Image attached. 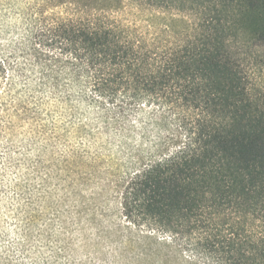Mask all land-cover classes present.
<instances>
[{
	"label": "trees",
	"instance_id": "obj_1",
	"mask_svg": "<svg viewBox=\"0 0 264 264\" xmlns=\"http://www.w3.org/2000/svg\"><path fill=\"white\" fill-rule=\"evenodd\" d=\"M24 15L0 82L40 97L1 103L0 264H264L248 70L264 0H36ZM47 106L94 149H58L69 131L47 130Z\"/></svg>",
	"mask_w": 264,
	"mask_h": 264
},
{
	"label": "rangeland",
	"instance_id": "obj_2",
	"mask_svg": "<svg viewBox=\"0 0 264 264\" xmlns=\"http://www.w3.org/2000/svg\"><path fill=\"white\" fill-rule=\"evenodd\" d=\"M36 0H0V42L2 44L10 45L13 41L19 38L24 32L25 15L24 13ZM248 70L252 74L253 82L258 93L264 94V58H253L248 61ZM9 74V73H8ZM14 88L10 89L9 81L7 78H3L0 82V108L2 102L15 103L19 101L27 100L32 96L35 97L34 101L40 97V95H32L24 80L19 77L14 78ZM11 82V81H10ZM33 101V102H34ZM42 112L43 123L47 130H51L54 125L60 126L61 131L68 130L69 134L66 138L61 140L57 146L58 149L64 150L65 148H86L90 145L88 140L82 136H78L75 133L74 127H71V118L62 108L55 106H47L39 109ZM17 120L15 122L16 133L18 135L17 141L23 140L24 142L34 138L33 128L27 118ZM36 125V124H35ZM1 133V132H0ZM33 136V137H32ZM39 142H42L39 139ZM5 137L0 134V167H2V159L4 156V143ZM105 163L110 164L109 161L115 160V155H108L104 153ZM11 171V170H10ZM11 173V172H9ZM11 175V174H9ZM13 234V233H12ZM14 236V234H13ZM1 246V244H0ZM31 264L29 260L25 262Z\"/></svg>",
	"mask_w": 264,
	"mask_h": 264
}]
</instances>
